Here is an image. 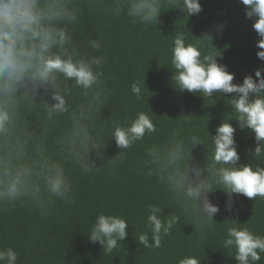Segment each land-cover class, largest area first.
<instances>
[{
	"label": "clouds",
	"instance_id": "clouds-1",
	"mask_svg": "<svg viewBox=\"0 0 264 264\" xmlns=\"http://www.w3.org/2000/svg\"><path fill=\"white\" fill-rule=\"evenodd\" d=\"M246 18L259 39L256 53L264 61V0H240ZM162 0H111L105 11L112 16L126 15L132 23L145 27L157 25ZM179 8L187 17L202 11L200 0H180ZM79 0H0V208H11L30 202L45 216L54 199L72 203L73 187L65 164L77 166L83 173L96 170L97 161L90 157L93 150L104 160L98 142L97 114L103 115L111 95L103 79L105 57L97 55L102 41L91 39L82 47L74 39L81 8ZM186 40L183 33L173 39L171 49L172 86L177 92L199 93L203 97L234 94L227 97L234 115L223 119L215 134L208 132L211 150L204 138L191 132L181 136L179 130L168 138L146 148L140 165L147 175L156 176L183 212L203 223L216 222L219 205L210 199L216 189L228 197L227 209L232 210L233 196L251 200L264 199V167L252 161L264 157V68L235 83V73L219 63L221 52L212 44L207 49L203 38ZM143 83L130 85L137 100L142 99ZM147 88V87H146ZM149 91V90H148ZM150 92V91H149ZM79 97V100L76 97ZM39 109L46 124H42ZM112 114V113H111ZM35 116L38 123L26 117ZM111 116V115H110ZM187 116V115H186ZM63 118V127L49 143L50 125ZM108 118V117H105ZM235 119L240 129L254 134L256 145L249 149L252 159L240 163L235 140ZM156 125L145 111L124 124L114 122L111 139L121 152L156 132ZM197 145L207 148L201 163L193 154ZM117 154V155H118ZM176 214L166 215L158 204L146 208L147 231L136 236L138 246L156 249L162 239L179 223ZM222 248L231 252L236 264H259L264 254V235L230 220ZM128 221L121 215L98 213L88 239L99 243L105 253H112L128 235ZM194 225V230L197 225ZM12 247L0 248V264H17ZM199 257L188 255L177 264H200Z\"/></svg>",
	"mask_w": 264,
	"mask_h": 264
},
{
	"label": "trees",
	"instance_id": "trees-1",
	"mask_svg": "<svg viewBox=\"0 0 264 264\" xmlns=\"http://www.w3.org/2000/svg\"><path fill=\"white\" fill-rule=\"evenodd\" d=\"M110 2L79 0L81 12L73 28L74 39L82 47H87L91 39L102 41L96 54L105 57L103 79L111 89L103 115L98 113L96 118L104 160L98 159L93 150L90 157L97 161L98 168L89 173L66 163L73 202L54 199L45 216L27 201L0 208V248L12 247L17 252V264H177L188 255L199 257L200 264H236L229 256L231 252L221 247L230 220L235 219L241 226L264 235V199L234 195L232 210L228 211V197L223 190L216 189L210 193V199L220 208L214 216L216 222H205L199 227L202 221L183 212L157 177L147 175L140 161L148 146L165 141L173 130H179L181 136L195 132L208 142L210 151L207 130L214 135L222 120L234 115L227 104V97L234 94L214 93L213 97H203L199 93L174 90L170 67L175 35L183 33L189 42L210 35L212 44L221 52L218 62L235 73V83H241L246 74L254 75L255 68H264V61L256 55L259 37L252 27L253 21L246 18L240 0H200L202 11L189 17L176 8L181 6L180 0H162L159 23L145 27L132 23L126 15L112 16L106 12ZM202 42L207 49H213L210 37ZM144 80L142 99L137 100L130 85ZM138 111L147 112L157 130L125 149L126 153L118 154L120 149L111 139L114 122L124 124ZM40 116L42 124H46L42 112ZM26 118L33 125L38 123L35 116ZM230 123L236 128L240 163H249L252 159L249 149L254 150L256 145L254 134L247 128L240 129L235 119ZM63 124L60 118L50 125V144ZM206 153L204 145L192 149L193 156L201 163L206 160ZM252 163L264 167V157ZM149 203L158 204L166 215L180 217L170 234L163 237L162 246L156 249L138 246L135 238L147 231ZM101 211L121 215L129 223L125 241L119 242L120 246L112 253H105L98 242L93 244L88 239L90 227ZM193 224L197 225L195 230ZM259 264H264V254Z\"/></svg>",
	"mask_w": 264,
	"mask_h": 264
}]
</instances>
